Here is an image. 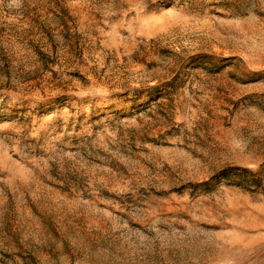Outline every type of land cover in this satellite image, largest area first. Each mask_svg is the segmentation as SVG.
Wrapping results in <instances>:
<instances>
[{"label":"rangeland","instance_id":"rangeland-1","mask_svg":"<svg viewBox=\"0 0 264 264\" xmlns=\"http://www.w3.org/2000/svg\"><path fill=\"white\" fill-rule=\"evenodd\" d=\"M234 166L264 167V0H0V264H264Z\"/></svg>","mask_w":264,"mask_h":264},{"label":"trees","instance_id":"trees-1","mask_svg":"<svg viewBox=\"0 0 264 264\" xmlns=\"http://www.w3.org/2000/svg\"><path fill=\"white\" fill-rule=\"evenodd\" d=\"M264 167H260L257 170L234 166L224 168L217 172L213 177L214 179H225L231 183L244 188L251 189V187H260L264 180L263 177Z\"/></svg>","mask_w":264,"mask_h":264}]
</instances>
